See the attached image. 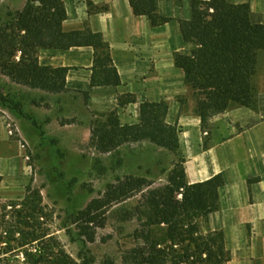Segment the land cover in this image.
Segmentation results:
<instances>
[{"label": "trees", "instance_id": "16d2710c", "mask_svg": "<svg viewBox=\"0 0 264 264\" xmlns=\"http://www.w3.org/2000/svg\"><path fill=\"white\" fill-rule=\"evenodd\" d=\"M137 15H146L160 26L172 18L158 10L159 0H130ZM248 3L229 0H193L192 17L181 21L185 37L197 42L190 55L176 54L175 64L185 73V83L197 104L203 130L211 118L232 105L257 106L254 77L258 54L264 50V24L251 21ZM64 0H28L25 7L0 31V69L12 81L52 94L67 93L69 67L40 64L42 49L69 50L92 46L95 50L91 87L118 86L120 75L109 44L91 30L67 32ZM135 98H120V104ZM1 106L10 110L0 92ZM166 101L141 105L139 122L122 124L115 113L97 119L91 127V141L102 152H112L131 142L148 141L160 148H180L179 129L166 120ZM168 184L153 187L146 178L127 176L108 186L102 197L93 199L73 219L85 243L96 240L95 228L105 225L109 209L142 193L139 208L141 228L138 244L130 252V264H222L230 259L224 232L206 228L208 217L220 208V188L225 180L217 175L190 184L185 167L175 169ZM181 196V197H180ZM6 210V206L4 207ZM25 210V209H23ZM34 212V210H32ZM20 212V211H18ZM0 219V264H94L85 253L80 260L67 252L47 228L27 231V222ZM29 246H34L29 248ZM24 257L20 262L19 253ZM18 262V263H17Z\"/></svg>", "mask_w": 264, "mask_h": 264}, {"label": "crops", "instance_id": "0c3cea01", "mask_svg": "<svg viewBox=\"0 0 264 264\" xmlns=\"http://www.w3.org/2000/svg\"><path fill=\"white\" fill-rule=\"evenodd\" d=\"M192 1L159 0V12L172 20L154 26L146 15L135 13L130 0H64V30H91L109 44L121 79L118 86L91 87L95 53L92 46L42 49L39 61L44 66L70 68L66 78L68 92L58 95H74L80 110L95 119L115 113L122 124H136L143 102L166 101V120L179 129L188 183L204 182L217 175L225 180L220 188V208L209 215L206 226L208 230L224 232L230 259L222 264H264V50L258 54L254 77L257 106L234 104L213 116L209 130L204 131L196 100L185 83V73L175 64L176 54L190 55L197 47V42L185 37L181 29V21L192 17ZM229 1L250 4L251 21L264 24V0ZM0 76L1 82L21 87L24 94L41 91L13 82L1 71ZM2 90L7 94L6 88ZM120 98L135 101L120 104ZM50 103L43 108L32 104V108L45 110L46 121L56 106ZM58 108L66 111L64 106ZM24 109L28 112L27 107ZM4 110L21 126L22 116ZM31 112L28 114L36 120L41 118ZM53 123L64 128L72 126L68 121L61 123L58 117L53 118ZM9 124L0 114V178L32 169L26 163L22 131L15 138ZM81 125L89 127L83 122ZM85 130L89 139L91 129Z\"/></svg>", "mask_w": 264, "mask_h": 264}, {"label": "rangeland", "instance_id": "374dc122", "mask_svg": "<svg viewBox=\"0 0 264 264\" xmlns=\"http://www.w3.org/2000/svg\"><path fill=\"white\" fill-rule=\"evenodd\" d=\"M27 1L0 0V31L11 23ZM1 79L0 76V92L8 97L9 104L16 105L11 111L22 116L21 126L1 104L0 114L12 125L15 138H19L22 131V142L29 156L26 163L32 169L0 178V219L7 213L6 219L14 223L26 221L27 231L47 228L77 260L86 253L94 264H130V252L138 244L137 231L141 228L138 210L144 203L142 193L109 209L105 225L94 230V242H84L73 219L93 199L102 197L110 184L127 176L146 178L153 187L167 185L174 170L184 167L186 159L181 149L170 151L140 141L126 143L112 152H102L91 137H86L85 128L91 129L97 119L80 110L74 95L52 94L41 89L24 94L21 87L3 83ZM2 88H6L7 94ZM50 102L56 106L45 121V110H34L32 104L43 108L50 106ZM62 106L66 111L58 108ZM31 111L41 118L36 120L30 116ZM66 113L68 117L64 116ZM55 117L72 126L64 128L54 124ZM18 253L23 262L21 251Z\"/></svg>", "mask_w": 264, "mask_h": 264}, {"label": "built area", "instance_id": "2783aa9c", "mask_svg": "<svg viewBox=\"0 0 264 264\" xmlns=\"http://www.w3.org/2000/svg\"><path fill=\"white\" fill-rule=\"evenodd\" d=\"M9 127H10V134H11V135H14V129H13L12 125L9 124ZM24 147H25V146H24ZM27 158L29 159V156H28Z\"/></svg>", "mask_w": 264, "mask_h": 264}]
</instances>
